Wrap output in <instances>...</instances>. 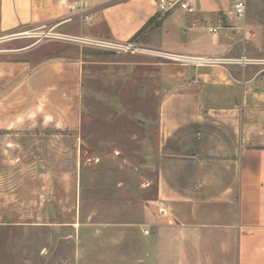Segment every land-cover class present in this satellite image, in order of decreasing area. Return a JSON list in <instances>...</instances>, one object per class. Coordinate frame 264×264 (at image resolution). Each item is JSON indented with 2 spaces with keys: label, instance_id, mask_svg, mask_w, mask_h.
Instances as JSON below:
<instances>
[{
  "label": "rangeland",
  "instance_id": "rangeland-1",
  "mask_svg": "<svg viewBox=\"0 0 264 264\" xmlns=\"http://www.w3.org/2000/svg\"><path fill=\"white\" fill-rule=\"evenodd\" d=\"M224 3L238 55L223 58H262L264 0H246L238 20L228 19L234 0ZM78 24L0 35V100L23 64L82 60L85 70L79 131L0 119V264H220L206 243L221 239L205 234L200 245L193 221L164 225L156 198L159 103L194 65L143 46L142 33L122 44L68 37Z\"/></svg>",
  "mask_w": 264,
  "mask_h": 264
},
{
  "label": "crops",
  "instance_id": "crops-1",
  "mask_svg": "<svg viewBox=\"0 0 264 264\" xmlns=\"http://www.w3.org/2000/svg\"><path fill=\"white\" fill-rule=\"evenodd\" d=\"M84 1L85 20L77 13ZM158 1L0 0V35L79 23L68 37L122 44L144 29L148 39L142 45L161 53L209 60L238 55L232 52L236 37L223 27L229 11L224 0H194V13H161ZM20 68L21 82L0 100L5 128L41 122L79 131L84 62L50 60ZM194 68L159 103L156 198L168 210L162 221H193L200 245L205 234L220 238L206 243L220 264H264V74L236 65Z\"/></svg>",
  "mask_w": 264,
  "mask_h": 264
},
{
  "label": "built area",
  "instance_id": "built-area-1",
  "mask_svg": "<svg viewBox=\"0 0 264 264\" xmlns=\"http://www.w3.org/2000/svg\"><path fill=\"white\" fill-rule=\"evenodd\" d=\"M246 7V0H234L232 10L230 14L236 18L243 17L245 13ZM87 3L84 1L80 7L78 8V15L82 19H87ZM157 9L161 13H167L174 9H179L185 11L187 13H194L196 11L194 0L193 5L191 4V0H159L157 3ZM209 32L213 33L214 35L217 34L216 28H209ZM122 52H135L138 51L135 47L131 45H123L117 46ZM159 54V53H158ZM162 56L168 58L169 60L186 63V64H193L194 66H211V65H236L241 68H245L247 66H258L261 69L258 71L259 74H264V53L262 54V58L258 59H249L245 57L236 58V59H217V60H209L199 56H188V55H179V54H162ZM264 98V97H263ZM158 212L162 216H166V208L163 204H159ZM144 234H148V230H144Z\"/></svg>",
  "mask_w": 264,
  "mask_h": 264
},
{
  "label": "trees",
  "instance_id": "trees-1",
  "mask_svg": "<svg viewBox=\"0 0 264 264\" xmlns=\"http://www.w3.org/2000/svg\"><path fill=\"white\" fill-rule=\"evenodd\" d=\"M145 29H146V27H145ZM143 30H144V29H142L139 33H137L134 37H132L130 41H134L135 38H136L137 36H139V35L142 33Z\"/></svg>",
  "mask_w": 264,
  "mask_h": 264
}]
</instances>
